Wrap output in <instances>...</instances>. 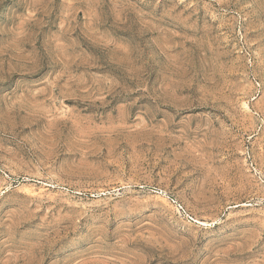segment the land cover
Returning a JSON list of instances; mask_svg holds the SVG:
<instances>
[{"label":"rangeland","instance_id":"374dc122","mask_svg":"<svg viewBox=\"0 0 264 264\" xmlns=\"http://www.w3.org/2000/svg\"><path fill=\"white\" fill-rule=\"evenodd\" d=\"M0 264H264V0H0Z\"/></svg>","mask_w":264,"mask_h":264}]
</instances>
